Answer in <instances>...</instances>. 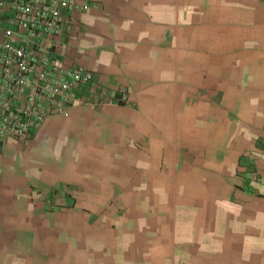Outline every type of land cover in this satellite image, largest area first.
<instances>
[{
  "label": "crops",
  "instance_id": "obj_1",
  "mask_svg": "<svg viewBox=\"0 0 264 264\" xmlns=\"http://www.w3.org/2000/svg\"><path fill=\"white\" fill-rule=\"evenodd\" d=\"M68 25L90 100L0 139V264H264V0H91Z\"/></svg>",
  "mask_w": 264,
  "mask_h": 264
},
{
  "label": "built area",
  "instance_id": "obj_2",
  "mask_svg": "<svg viewBox=\"0 0 264 264\" xmlns=\"http://www.w3.org/2000/svg\"><path fill=\"white\" fill-rule=\"evenodd\" d=\"M10 26L0 31V139L28 144L51 116L89 103L93 74L66 67L55 54L56 38L69 28L74 11L91 0H0ZM103 103L105 93H93ZM126 97H122V102Z\"/></svg>",
  "mask_w": 264,
  "mask_h": 264
}]
</instances>
